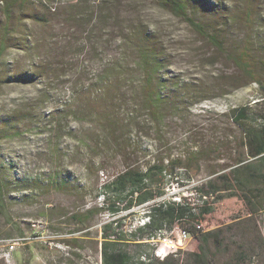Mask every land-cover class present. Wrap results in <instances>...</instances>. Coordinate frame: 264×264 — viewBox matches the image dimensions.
Segmentation results:
<instances>
[{"label": "rangeland", "instance_id": "374dc122", "mask_svg": "<svg viewBox=\"0 0 264 264\" xmlns=\"http://www.w3.org/2000/svg\"><path fill=\"white\" fill-rule=\"evenodd\" d=\"M41 1L45 6L40 0H0V37L11 30L17 40L29 42L27 50L19 48L20 43L8 45L0 59L4 64L0 70V128L8 131L5 135L0 133V178L4 183L25 177L44 180L41 188L31 184L30 188L22 189L20 182L10 183V190L4 191L8 208L4 212L0 209V264H102V225L109 217L99 212L90 227L80 229L72 215L95 202L100 206L102 198H96V194L105 182L128 164L144 167L158 151H162L163 156L170 152L176 156L187 138L205 145L218 144L222 151L229 146L234 148L241 140L238 126L230 122L229 110L264 96V53L259 49V43L264 41L257 38L264 33V0H260L253 22L244 20V14L237 7L240 0H213L225 2L234 9L230 7V15L224 13L229 15L228 23L221 30L229 50L249 41L254 46L256 43L255 69L248 76L238 70L230 54L219 51L181 17L159 6L156 0H125L135 17L151 16L149 25H155L163 37L169 55L166 75L198 83L194 88L201 89L198 94H205L207 98L192 104L181 119L168 115L161 124L150 120L133 125L121 135L122 150L115 145L107 152H100L99 148L90 172L78 144L93 123L85 114H75L77 105L72 95L73 89H81L86 79L100 70L104 60L94 44L96 34L89 39V34L75 21L53 14L52 10L62 6L60 11H64L71 4L97 0ZM7 7L14 12L10 19ZM20 11L36 12L40 19L47 18V21L25 14L22 17L27 22L26 31L16 32ZM217 20L212 19L214 23ZM5 26L10 28L7 30ZM32 68L44 72L42 82L4 80L8 70L13 73ZM9 116L17 123H11ZM5 121L11 124L5 126ZM226 152L230 153V149ZM230 162L222 153L221 158L195 166L190 172L192 182L187 186L175 183L167 188V196L177 200L181 196H196L192 188L218 167L215 164L227 166ZM62 173L70 174L71 188H51L47 177ZM215 207V212L202 222L205 230L222 227L229 244L235 240L256 246L260 234L257 225L264 235V224L250 213L241 199L227 197ZM144 209L136 207L135 213L125 221L126 225L146 220L142 215ZM170 233L165 231L160 236ZM15 240L18 244L11 250L10 244ZM231 246L230 253L218 255L220 262L234 252L236 245ZM195 250H198V240L192 236L177 253L183 257L186 251ZM262 258L264 260V254Z\"/></svg>", "mask_w": 264, "mask_h": 264}, {"label": "trees", "instance_id": "16d2710c", "mask_svg": "<svg viewBox=\"0 0 264 264\" xmlns=\"http://www.w3.org/2000/svg\"><path fill=\"white\" fill-rule=\"evenodd\" d=\"M156 2L173 15L181 17L219 51L230 54V59L243 75H252L256 43L254 46L249 41L240 48L229 50L221 33L222 27L228 23L230 7L233 9L231 5L213 0ZM128 3L125 0H97L94 3L71 4L64 11H60L62 6L51 9L53 14L75 21L89 34V39L96 34L94 44L100 49L104 60L100 70L92 78H87L81 89H73L72 95L77 105L75 114H85L86 119L93 123L79 138L78 144L89 172L95 166L94 158L99 148L100 152H107L115 145V148L122 150L121 135L133 125L150 120L161 124L168 115L181 119L192 104L207 98L205 94H198L201 89L194 88L198 83L167 76L169 55L163 37L155 25H149L151 16L142 14L135 17L127 8ZM40 4L45 6L41 0ZM260 5V0H240L237 7L244 14L246 22H253ZM134 12L138 11L134 9ZM225 12L229 15H225ZM6 14L9 19L14 16L10 7H7ZM25 14L47 21V18L40 19L36 12L20 11L18 27L14 31H26ZM216 18L222 21L214 23L212 19ZM7 24L10 26V22ZM8 26L4 28L8 30ZM12 33L9 30L0 37V59L8 45L20 43L19 48L29 49L28 41L17 40ZM257 38L264 41V33ZM259 46L264 53V43H259ZM3 65L0 62V70ZM39 66L36 68L40 70ZM8 72L4 76L6 82L40 83L45 78L43 71L33 68ZM128 86L139 89H124ZM229 119L238 126L241 135L234 148L228 147L230 153L226 152L228 149L222 151L218 144L205 145L187 138L182 141L176 156L172 152L163 156L162 151H158L144 167L126 165L96 194V198H102L100 206L95 202L72 215L80 229L90 227L99 212L109 217L102 225V264H264V235L258 225L260 234L256 238V246L235 240L229 244L222 227L205 230L202 225L206 217L215 212L216 204L227 197L241 199L250 213L259 217L264 224V96L231 108ZM11 123L17 121L11 119ZM11 123L5 121L4 124L8 126ZM7 132L6 128H0L2 135ZM222 153L231 162L227 166L216 163L218 167L209 171L208 177L192 188L196 196H181L179 200L167 196V188L175 183L187 186L192 182V168L221 158ZM47 180L50 187L57 190H68L72 186L69 173L50 175ZM20 182L22 189L30 188L31 184L41 188L44 180L25 177L4 183L0 178L1 212L8 208L4 191L10 190V183ZM136 207L145 208L142 215L147 219L143 223L131 222L128 227L125 221L135 213ZM176 227L186 229L198 240V250L186 251L183 257L179 252L164 259L159 258L154 252L156 239L161 233ZM232 244L236 245V249L220 262L218 255L230 253ZM130 246L136 248L131 249Z\"/></svg>", "mask_w": 264, "mask_h": 264}, {"label": "built area", "instance_id": "2783aa9c", "mask_svg": "<svg viewBox=\"0 0 264 264\" xmlns=\"http://www.w3.org/2000/svg\"><path fill=\"white\" fill-rule=\"evenodd\" d=\"M144 220L142 221V223ZM199 227L201 225H198ZM192 237V235L183 228H174L169 235H165L164 237L159 236L156 239L155 246V254L164 259L166 256L170 254H176L180 247H184V244ZM18 244V240L13 241L10 244V249L12 250L15 245Z\"/></svg>", "mask_w": 264, "mask_h": 264}]
</instances>
